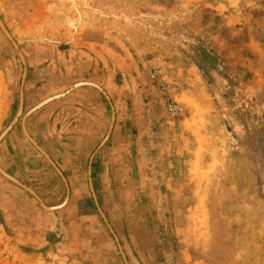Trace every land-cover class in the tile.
I'll list each match as a JSON object with an SVG mask.
<instances>
[{"label": "rangeland", "instance_id": "374dc122", "mask_svg": "<svg viewBox=\"0 0 264 264\" xmlns=\"http://www.w3.org/2000/svg\"><path fill=\"white\" fill-rule=\"evenodd\" d=\"M0 18L25 59L24 109L78 81L110 101L100 114L90 96L79 111L74 92L41 110L69 198L46 210L0 173V264H124L89 189L91 153L94 194L128 264H264V0H0ZM22 68L0 29V132ZM21 115L0 166L56 205L65 185ZM96 127L81 158L67 151Z\"/></svg>", "mask_w": 264, "mask_h": 264}, {"label": "water", "instance_id": "95a60500", "mask_svg": "<svg viewBox=\"0 0 264 264\" xmlns=\"http://www.w3.org/2000/svg\"><path fill=\"white\" fill-rule=\"evenodd\" d=\"M0 29L1 31L4 33V35L6 36V38L10 41L11 45L13 46L14 50L16 51L17 55L19 56L21 62H22V74H21V79H20V86H19V102H18V107L16 110V113L14 114V116L12 117V119L9 121V123L5 126V128L0 132V141L1 139L5 136V134L13 127V125L16 123L19 115H21L22 112V107H23V83L25 80V75H26V64H25V59L19 49L18 44L16 43V41L13 39V37L11 36V34L9 33V31L7 30V28L5 27L2 19L0 18ZM78 85H90L96 89H98L103 96L107 99V101H109V97L107 96L106 92L96 83L90 82V81H78L76 83H74L73 85H71L68 89H66L65 91L58 93V94H54L51 95L50 97H47L46 99H44L43 101H41L37 106H40L42 103H45L48 100H51L53 98H57L60 97L62 95H65L68 91H70L71 89H73L74 87L78 86ZM110 103V101H109ZM111 107V116H110V121H109V125H108V130L105 134V136L103 137V139L101 140V142L99 143V146H101L105 139H107V137L109 136L112 126H113V121H114V110H113V106L110 104ZM31 111V110H30ZM28 114L27 112L22 113L21 118H20V125L22 128V131L25 135V137L32 143V145L45 157V159L52 165V167L56 170V172L59 174V176L61 177L64 185H65V196L63 198V200L56 204V205H46L44 203V201L41 199V197L28 185H26L25 183H23L22 181H20L19 179H17L16 177H14L13 175L9 174L8 172H6L1 166H0V173L6 177L7 179H9L10 181H12L13 183L19 185L20 187H22L23 189H25L26 191H28L37 201L38 203L41 205V207H43L46 210H54L57 208L62 207L68 200L69 198V186L67 183V180L63 174V172L60 170V168L56 165V163L53 161V159L50 157V155L33 139V137L28 133L25 125H24V118L25 116ZM93 155V153H92ZM91 155V157H92ZM91 157H90V161L88 163V168H87V176H88V185H89V189L91 192V195L93 197L94 203L96 205V208L100 214V216L102 217L103 221L105 222L106 226L108 227L109 231L111 232V234L113 235L116 243H117V247L119 249V252L122 256V259L124 261V264H128L126 257L124 255V252L121 248V245L115 235V232L113 230V228L111 227L110 223L108 222L104 212L102 211L101 207L99 206L95 194H94V190H93V186H92V182H91Z\"/></svg>", "mask_w": 264, "mask_h": 264}, {"label": "crops", "instance_id": "0c3cea01", "mask_svg": "<svg viewBox=\"0 0 264 264\" xmlns=\"http://www.w3.org/2000/svg\"><path fill=\"white\" fill-rule=\"evenodd\" d=\"M28 79V78H27ZM27 79H25L24 80V82L27 80ZM23 88H24V83H23ZM102 88V87H101ZM74 92H76V93H74ZM72 93H74L75 95V98H76V96L78 95V99H79V102L81 103L80 104V107L78 106V108H80V110L79 111H82L83 109H84V107H83V105L84 106H86V103H88V102H90V99H89V97L91 98V101L92 102H94V105L99 109V111H100V114H102L103 113V101H102V93L98 90V89H96V88H94V87H92V86H87V85H78L77 87H74L73 89H71L70 91H68L66 94H70V96L69 97H71L72 98ZM85 94H88V97L85 95ZM53 95V94H52ZM51 96V94L50 95H48V96H46V97H43L42 99H40L39 101H37L36 103H34L32 106H30V107H28L27 109H24V107L26 106V94L24 93V90H23V107H22V111H23V109L25 110L24 112H27L28 111V114L25 116V118H24V125H25V127H26V129H27V131H28V133L33 137V139L38 143H41V145H43V146H41L49 155H51L52 157V159L53 160H55L54 162L57 164V166L60 168V167H62L61 166V164H60V162H62L63 161V158L62 159H59V158H57V156H55L56 154L55 153H53L52 154V152H50V150H49V148H47L43 143H42V141L40 140V138H41V136H40V133H41V124H37L36 123V120H39L41 117H42V115H41V110L44 108V107H46V106H50L49 104L50 103H52L54 100H56V99H58V98H62V97H64V96H66V95H62V96H60V97H57V98H53V99H51V100H48V101H46L45 103H42L40 106H37L36 107V105H38L41 101H43L44 99H46L47 97H50ZM55 102V101H54ZM83 104V105H82ZM75 106H77V104L75 105ZM72 107V106H71ZM31 110V111H30ZM72 111V110H71ZM23 112V113H24ZM76 115V114H75ZM76 118V117H75ZM69 121H71V126H72V112L70 113V118H69ZM77 122V121H76ZM108 125H109V122H108ZM108 125H107V129H106V132H107V130H108ZM96 129H97V127H96ZM98 130V132H96L95 134V136L94 135H89L87 138V140L85 141V143H82V144H80L81 142H79V143H74L73 145L71 144L70 146H68V152H72V153H75V157H79V158H81V155H82V153H85V152H87V150H89V147L87 146L88 145V143L90 144V145H92L93 143H94V141L95 140H97V139H99L100 138V136H99V128L97 129ZM94 131H96V130H94ZM101 131V130H100ZM106 132H105V134H106ZM91 136H94V138H92ZM105 136V135H104ZM103 136V137H104ZM103 137H101V139H100V141H99V143L101 142V140L103 139ZM96 142V141H95ZM98 143V144H99ZM103 145V144H102ZM113 144L110 146V147H107L106 145H105V147H103L101 150L103 151V152H109V150H111L112 148H113ZM66 150H64V151H66ZM95 150H96V147H95ZM61 151V150H60ZM105 153H103V154H105ZM55 154V155H54ZM92 154V153H91ZM93 156V155H92ZM90 157H91V155H89V157H88V161H87V168H88V163H89V161H90ZM92 158V157H91ZM110 159L111 158H109V157H106V159H104V157H102V164H103V166L104 167H106L107 165V163L108 162H110ZM60 161V162H59ZM64 174V173H63ZM67 180V179H66ZM21 225L19 226L20 227V229H22V230H24L23 232H24V235H23V240L25 239V238H27L28 240H29V238H31L32 239V236H33V225H30V224H27V223H25L23 220H22V222L20 223ZM36 245H32V247H35ZM37 246H39V245H37ZM64 259H66V260H68L69 258H64ZM63 258H61V260L58 262L57 260V262L55 261L54 263L55 264H57V263H61V264H63V263H65L66 261L64 260ZM53 263V262H52ZM28 264H30L29 262H28ZM31 264H33L32 262H31ZM37 264H40L39 262L37 263ZM69 264V263H68Z\"/></svg>", "mask_w": 264, "mask_h": 264}]
</instances>
